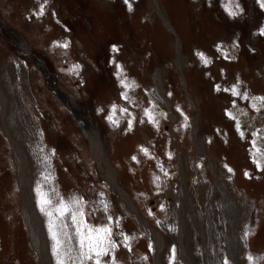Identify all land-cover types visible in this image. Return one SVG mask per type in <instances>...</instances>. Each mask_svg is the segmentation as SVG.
I'll list each match as a JSON object with an SVG mask.
<instances>
[{"label": "rangeland", "instance_id": "rangeland-1", "mask_svg": "<svg viewBox=\"0 0 264 264\" xmlns=\"http://www.w3.org/2000/svg\"><path fill=\"white\" fill-rule=\"evenodd\" d=\"M262 97L264 0H0V264H41L4 113L49 264L105 225L101 264H264Z\"/></svg>", "mask_w": 264, "mask_h": 264}, {"label": "bare ground", "instance_id": "bare-ground-1", "mask_svg": "<svg viewBox=\"0 0 264 264\" xmlns=\"http://www.w3.org/2000/svg\"><path fill=\"white\" fill-rule=\"evenodd\" d=\"M164 23H165V25H167V22L165 20H164ZM13 78H11V79H13ZM77 113H79V112H77ZM7 118H8V116H6V114L4 113V116L2 115V127H3L4 133L8 136V138L12 142V147H13V150H14V153H15V156H16L17 164H18L19 184H20V190L22 192V207H21L22 208V213H23V216H24V218L26 220V223L28 225V228H29L30 238H31V240L33 242L34 247L36 248V250L38 251V253L40 255L41 264H49V261L47 259V255H46L45 242H44V238H43V235H42V233H43L42 231L43 230H41V225H40V221L42 219L39 220V216H38L36 210L34 209V207L31 204L32 197H31V193H30V182H29L30 181V176H29V168H28L29 165H27L26 156L23 153L24 151H23V149H22V147L20 145V142L15 139V137H16V135L14 134L15 132H14V130H12L10 128V124H9ZM21 120H22V118H21ZM83 124H84V129L88 130L86 121H83ZM13 126H14V124H13ZM87 134L89 135V139H90L91 146H92V152H93V155H94V157L96 159V162H97V165L99 167V170L104 175V180L110 185V187L115 192L119 193V190L116 187L117 185L115 186L113 173L107 167V164H106V152H105V150H103L101 148L97 138L95 137V135L92 134L91 131H88ZM40 167H41V165H40ZM42 169H43L42 167L39 168L40 172H39V181L38 182H41V176L40 175H43ZM39 185L41 186V184H39ZM202 194L203 193H201L200 198L203 197ZM96 236L97 235H95L94 237H96ZM157 262H156V264H157Z\"/></svg>", "mask_w": 264, "mask_h": 264}, {"label": "snow or ice", "instance_id": "snow-or-ice-1", "mask_svg": "<svg viewBox=\"0 0 264 264\" xmlns=\"http://www.w3.org/2000/svg\"><path fill=\"white\" fill-rule=\"evenodd\" d=\"M230 14L235 15L236 13L233 12ZM199 55L201 56V58H203V54H199ZM233 94L241 95L239 92H236L235 90H233ZM258 99H264V97ZM124 111H126V109ZM145 115L148 117L149 122L154 121V116L148 110H145ZM109 119H111V117H109ZM253 143L255 144V141H253ZM260 151L264 153V148H261ZM257 166L258 167L260 166L258 162H257ZM229 171H231V169H229ZM43 203L48 204L50 203V201L44 200ZM72 203H76V202L74 201V202L60 204V206L57 208V211L61 216L70 215L72 220L75 222L77 215H82V212H80L79 208H73ZM41 211L44 212L45 209L41 207ZM47 214L51 215L50 212ZM49 231L51 232V238L55 241L52 251L54 256H56L57 258V264H65L64 260H62L59 255V253L62 250V242L58 237V233L52 232L51 226L49 228ZM77 231L79 234V229ZM92 232H95L97 234L103 232L105 235L103 237H100L99 235L93 237L91 234ZM111 235H112L111 229L107 225L95 229H90L88 235L80 234V241H79L80 248L83 249L85 246H87V252H82V256L88 260L94 259L95 264H101V258L103 256L108 255L109 251L115 247V243L110 239ZM85 241H87V245H85ZM63 252L64 255H68L67 249H63Z\"/></svg>", "mask_w": 264, "mask_h": 264}]
</instances>
